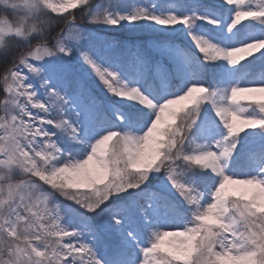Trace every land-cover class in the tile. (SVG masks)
I'll list each match as a JSON object with an SVG mask.
<instances>
[{
  "label": "snow or ice",
  "instance_id": "snow-or-ice-1",
  "mask_svg": "<svg viewBox=\"0 0 264 264\" xmlns=\"http://www.w3.org/2000/svg\"><path fill=\"white\" fill-rule=\"evenodd\" d=\"M0 264H264V0H0Z\"/></svg>",
  "mask_w": 264,
  "mask_h": 264
},
{
  "label": "trees",
  "instance_id": "trees-1",
  "mask_svg": "<svg viewBox=\"0 0 264 264\" xmlns=\"http://www.w3.org/2000/svg\"><path fill=\"white\" fill-rule=\"evenodd\" d=\"M109 36H112L114 38H120V39H123L125 38L124 34L123 33H112V32H109L107 33ZM141 38H144V37H141Z\"/></svg>",
  "mask_w": 264,
  "mask_h": 264
}]
</instances>
